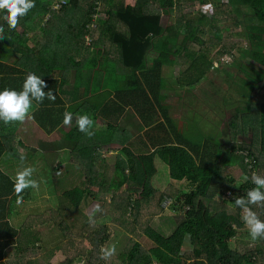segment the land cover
I'll return each mask as SVG.
<instances>
[{"label": "trees", "instance_id": "obj_1", "mask_svg": "<svg viewBox=\"0 0 264 264\" xmlns=\"http://www.w3.org/2000/svg\"><path fill=\"white\" fill-rule=\"evenodd\" d=\"M178 1L69 0L60 10H55L52 8L54 0H35V7L20 18L16 29H10L5 21L4 35L7 45L21 53L23 60H30L36 54L38 65H34L33 71L41 76L46 74L45 63L49 64V78L54 77L56 70L65 69L63 72H68V66L77 69V85L73 88L80 92L77 99L84 97L83 106L88 107L81 108V113L90 112L93 116L97 108L90 107V96L109 89L115 91L116 101L113 99V102L133 106L152 132L169 129L165 136L149 135L152 145L150 150L137 153L126 147L124 151L129 158L117 156L115 169L121 176L117 187L121 188L124 182H128L130 189L135 190V210L129 216L132 193H129L128 199L112 200L110 204L103 200V206L111 208L110 212L113 214L119 212V217L113 220L138 236L140 241H136L132 248H127L126 253L115 264H257L260 261L264 264V239H258L254 247L245 252L231 247V241L238 235L249 234L246 231L240 233L245 224L241 219L242 209L235 205L234 200L255 187L251 179L238 186L236 184L239 176L233 174V170L236 173L238 171L239 175L244 173L250 176V172L245 154H237L235 139L239 136L249 139L242 143L241 149L248 151L256 159L257 174L264 175V89H260L262 95H257L247 103V112H237L232 116L229 126L231 142L221 144L209 138L203 143V137L195 141L194 136L186 138L180 135L165 110L162 91L167 81L173 80V66L180 51L188 50L193 42L205 45L206 42L197 37V32L201 31L200 22L207 16L200 14L196 24L188 19L189 16L181 10ZM219 1L215 0V3L218 4ZM97 2H100L98 9ZM228 2L239 8L252 9L258 22L264 24V0ZM96 13L99 16L94 19ZM3 14L6 15V12ZM48 14L50 16L45 21ZM163 15L169 16L166 27L162 25ZM214 21L216 23V18ZM27 32L39 34L41 41L34 39L36 49L20 48L26 45L24 35ZM97 32L99 35L95 37ZM179 36H183V40L176 48ZM87 37L92 39L89 45ZM221 37L222 33L217 29L216 38ZM248 37L255 40L252 47L260 51H256L254 55L264 65V26L253 28ZM227 45L226 42L220 51L221 55L239 48L240 43ZM152 52L156 53V57L150 56ZM109 55H114V58L110 59ZM77 58L81 59V63L75 62ZM214 67L215 62L208 57L203 47L177 80L184 81L187 86H194ZM86 68L91 69L88 76L82 71ZM84 77L86 81L82 80ZM119 81L124 82L119 84ZM14 83L19 86L17 81L9 83V87L14 88ZM63 85L49 79V89L56 93V97L62 93ZM59 103L61 104L59 99L56 104L49 100V112L53 105ZM40 105L41 109L34 114L35 120L44 130L52 132L61 124L63 117L60 115L54 120L47 119L46 124V116L40 112L47 104ZM109 105H105L104 110ZM159 110L164 112L163 119L159 117ZM92 119L95 122L96 119ZM111 130L117 132L115 127L106 128L107 132L111 133ZM82 134L84 133L76 127L71 136L78 137L77 135ZM112 140L103 139L95 146L112 143ZM95 146L94 149L87 147L80 150L82 156L89 160L96 159L92 155ZM6 151L0 148V158ZM156 158L168 164L171 178H186L194 184V188L180 197L169 190H157L153 184V177L157 172ZM97 185L104 188L106 183L102 180ZM111 186L108 185L109 188ZM228 188L237 194L228 201L232 206L217 199V195ZM14 193L12 179L0 170V264H74L82 256L88 259L87 264H101L100 247L107 240L105 227L98 228L88 223L84 232L74 236L70 225L61 222L59 227L61 231H65L63 236L67 242L47 253L42 252L34 245L39 241L37 231L28 225L16 230L8 222V201ZM164 194L173 195V205H179V210L185 214L184 220L169 237L162 236L151 226L152 218L163 211L161 204ZM83 195L84 190L79 187L67 192L73 208L80 206ZM249 207L264 220V208L253 205ZM136 223L140 226L134 227ZM188 235L192 249L182 254L184 239ZM143 240L151 242L153 247H144Z\"/></svg>", "mask_w": 264, "mask_h": 264}, {"label": "crops", "instance_id": "obj_2", "mask_svg": "<svg viewBox=\"0 0 264 264\" xmlns=\"http://www.w3.org/2000/svg\"><path fill=\"white\" fill-rule=\"evenodd\" d=\"M3 13L4 12H0V26H3L5 29ZM24 38L27 42L24 47H20L22 50H25V47H27V49H36V42L34 39L38 38V40L41 41L39 34L35 32L25 33ZM16 45L19 47L18 44ZM199 50H183L184 52L187 51L185 56L189 62L188 64L178 59L177 55L175 65L173 66L174 74L171 77L173 80H168L162 91L165 98V110H167L168 115L174 121L178 131L181 133L180 135L186 138L192 136H188L180 129L179 124L191 122L193 119L186 118L183 115L195 113V109L192 108L193 105L191 104L193 100L197 99L195 97V91H197L200 86L207 87L211 84L207 74L204 79L194 86H187L184 84V81L179 82L177 79L179 76L183 75L186 69L191 65L192 58L195 54L199 53ZM109 56L110 59H112V57L114 58V55ZM36 59L35 54L30 57V60H23L21 53L16 51L13 46L7 45L5 35L4 37H0V91L5 88H10L9 83L17 81H19V86L14 83V88L10 89H15L17 91L22 90L26 75L29 72H34V65H38ZM75 62L81 63V59L77 58ZM184 66L185 69H183ZM62 69L64 68L62 67ZM64 70H56L54 77L49 78V64L45 63L46 74L41 76L36 72L37 75L41 76V78L46 81L47 87L44 89L46 92L49 90V79L56 81L59 85L62 83L64 84L62 93H60L54 101L56 104L59 99L61 104L53 105V108L49 112V100L45 99L42 103L47 104L46 108L40 112L46 116L44 119L46 124L47 119L54 120L60 115L63 117L65 111L72 112L74 116L75 114L91 115L90 112L81 113V108L86 109L88 107L83 106V103H85L84 97L77 99L76 96H78L80 92L77 91V88H73V86L77 85V69H74L73 66H68V72H63ZM90 70L91 69L86 68L82 71L88 76ZM209 71L211 72L213 70L210 68ZM53 73L54 71L52 72V76ZM82 80L86 81V77L82 78ZM114 96L115 91L109 89L90 96V107L93 106L97 108V112L93 113V116L91 115L92 118L96 119L92 129L95 135L92 137H88L85 134L77 135L78 137L71 136V133L77 127L75 118L73 119L71 127H65L62 118L61 124L57 126L55 130L47 132L35 120L34 114L39 112L42 107L40 105L41 103L38 104L35 101H33L31 117L24 123L21 124L17 122L5 124L3 121H0V148L7 150L0 158V170L11 178L19 168L33 166L36 169L33 178L36 179L40 185L39 190L31 188L26 189L22 193L23 202L21 204H17V195L15 193L9 197L8 222L16 230H20L22 227L28 225L34 231H37L39 233V241L34 245L41 249L42 252L47 253L61 243L67 242L61 234V229L59 227L61 222H71L69 225L74 234L84 232L85 226L89 223V214H91L97 204L100 205L101 211L95 213V223L93 225L97 224L100 227L103 225L106 226L105 229L106 232L108 229V233L112 232L111 227H114L118 231H125L123 227L117 225L114 220L109 218L110 215H104V213H111V208L103 206V200H107L108 204H110L112 200L128 199L130 197L129 193H132V198L137 197L135 190L130 189L128 182H124L121 188L117 187L119 182H121V176H119L115 169L117 156L128 159L129 155L124 151L126 147L131 148L137 153H144L150 150L152 145L149 135L154 134L156 136L157 134V136H165L169 129H162L161 132H152V129L143 123L133 106L115 104L113 102V99L116 101ZM108 103L111 106L109 105V107L104 110L106 107L105 105ZM199 116L201 117V114ZM159 117L162 119L165 117L162 110H159ZM108 126L115 127L117 132L114 130H111V133L107 132L106 128ZM204 127L205 124L202 127L203 131L206 130ZM199 130L201 129L195 131V141H197ZM219 131L222 132L221 129L217 131L218 139L214 141H218L221 144L231 142V138L230 140L224 139L222 141L223 137H220ZM103 139L107 141L113 139V142L104 143L96 147L95 144H100ZM208 140L209 138L207 137L202 138L203 143ZM94 146L95 151L92 155L96 156V159H85L80 150H85L84 148L87 147H89V149H94ZM21 155L24 157L23 161H21ZM161 163L162 160L160 158L155 159L157 172L153 177V184L157 190H169L171 191L170 193L180 197L194 188V184L186 178L181 180L171 178L168 164L166 165L163 161V163H165L164 166ZM102 180L106 183L104 188H100L97 185V183ZM238 182L239 177L236 180V184H238ZM109 184L112 185L110 188L108 187ZM161 184H164L163 189H161ZM75 187L84 190L81 204L76 209L71 206L69 197L67 196V192ZM164 197L173 198V195L170 194V196H168L164 194ZM168 212L169 211H163V213L157 215L153 219V223H151V226L164 237H169L185 217L184 211L180 212L179 216H176V219ZM109 220H112V223ZM81 223L84 224L80 230L75 232L74 229ZM126 233L131 235V240H133V234L131 232ZM110 240L107 235V240L101 247L110 246L108 244ZM142 245L147 248L153 247L151 242L144 240L142 241ZM58 253L61 252L59 251ZM80 258L83 260L84 256ZM77 259L75 263H77ZM111 259H113V257ZM81 260L79 259V262ZM107 262L108 261L101 259V264H108Z\"/></svg>", "mask_w": 264, "mask_h": 264}, {"label": "rangeland", "instance_id": "obj_3", "mask_svg": "<svg viewBox=\"0 0 264 264\" xmlns=\"http://www.w3.org/2000/svg\"><path fill=\"white\" fill-rule=\"evenodd\" d=\"M178 2L181 5V10H184V12L187 14V17L189 16L188 19H192V21H194L196 24L198 23V19L200 18L199 15L206 14L207 17L203 19L202 22H200V29L202 32H197V37L205 41L206 43L205 45H201L197 42H193L192 46L189 49L192 51H197L205 47L208 57H210L216 65V68H211V70L213 71L210 72L208 70L207 72L208 79L210 80L209 82L211 85L207 87L200 86L197 91H195V97L197 99L191 102V104L193 105L192 108L195 109V113H188L183 115L186 118H191L193 120L191 122H185V124H179V128L182 129L188 136H194L195 131L197 129H201L198 132V138L207 137L213 140L218 139L217 131L221 129L222 132H219L220 137H223L222 141L224 139L230 140L229 126L232 122V116L236 115L237 112H247V103L254 99V97H256L257 95L259 96L263 93L260 92V89L261 91L264 89V65L258 60V58H256L257 55H254L256 51L259 52L260 50L252 47V43H255V40H251L248 37V34L251 33L253 28H258L261 25L264 26V24H260L258 22V19L253 15L252 9L248 7L239 8V6L230 5L229 2L227 3L225 2V0H220L218 4L215 3V0H179ZM209 5L210 7H208ZM171 14L174 16V13ZM215 18L216 23L214 21ZM168 19L169 16L163 15V27H166L168 25ZM217 29L222 33V37L220 39L216 38ZM182 40L183 36H179L176 48L180 46V42ZM226 42L228 44L227 47L235 43H240V45L239 48L232 49L230 53L226 52L227 54L224 53L223 55H221L220 51L225 46ZM176 48H174V50ZM186 52L187 51L184 52L183 50H181L178 54V59H181L183 62L188 64L189 62L187 60V57L185 56ZM150 56L154 58L156 57V53L152 52ZM183 69H185V66L183 67ZM172 73L174 74V71ZM123 82L124 81H119V84H122ZM200 114L201 117L199 116ZM204 124V129H206L205 131L202 130ZM243 137L246 136L237 137V139H235L236 142H245L249 140L248 138ZM161 164L164 165L165 163H163L162 161ZM232 172L236 176H239V182H242L244 180V173H240L239 175L238 171L237 173L235 170H233ZM242 183H244V181ZM163 187L164 184L161 186V189H163ZM168 199H171L174 204L173 198ZM217 199L219 200V198ZM165 200L166 198L164 197L161 204L162 210L164 212L169 211L168 213H170L171 216L176 219V216H179L180 212L183 211L179 210V205H175L174 207V205L172 204L169 208H165ZM223 201H225L226 204H229L228 201ZM229 206L232 205L229 204ZM163 211L161 213H163ZM161 213L157 215H161ZM104 215H110L109 218L113 220L114 218L119 217V212H116L115 214L104 213ZM155 217L156 216L152 218L151 223H153V219ZM112 220L109 221L112 223ZM65 223L69 225L71 222L66 221ZM83 224L84 223L78 225L74 229V231L77 232L78 230H80ZM137 226L140 225L136 223V226L134 227ZM95 227L102 228L106 226L103 225L102 227H100L99 225L95 224ZM111 228L112 232L108 233L107 229L106 235H108L109 240L111 239L108 244L110 246H116V254L115 256H113V259H110L107 263L115 264L116 260L118 259L117 257L125 254L126 249L132 248L134 243L138 240L140 241V239L134 234L133 237L135 239L133 238V240H131V235L126 233H130L131 231H127L124 227L123 228L126 232L124 230L118 231L114 227ZM245 231L249 233L246 226L241 229L240 233H246ZM61 234L65 235V231H61ZM73 235L75 236L77 234L73 233ZM255 244L256 241H252L249 234H245L243 236L238 235L231 241V247L237 249L240 252H245L246 250L253 248ZM114 257H116L117 259ZM79 259L81 260V258L78 257L77 263L74 264H80L82 260L79 262ZM83 260L85 262L84 264H87L88 259L84 257ZM257 264L263 263L262 261H260V263L258 262Z\"/></svg>", "mask_w": 264, "mask_h": 264}, {"label": "clouds", "instance_id": "obj_4", "mask_svg": "<svg viewBox=\"0 0 264 264\" xmlns=\"http://www.w3.org/2000/svg\"><path fill=\"white\" fill-rule=\"evenodd\" d=\"M34 7L35 0H0V12H6L3 19L10 29H16L20 18L27 15ZM3 33L4 28L0 26V37H4ZM46 87V81L41 76L34 72H29L24 79L22 90L17 91L5 88L0 91V121H3L5 124L17 122L22 124L31 117L33 101L38 104L43 103L45 99L54 102L56 94L51 89L46 92L44 90ZM74 118L80 132L88 137L95 135V132L92 130L94 120L88 114H75L74 116L72 112L65 111L63 114V125L71 127ZM23 160L24 157L21 155V161ZM35 171V167L25 166L19 168L15 175L11 177L13 189L17 195V204L23 202L22 193L26 189L39 190V182L33 178ZM247 180L248 177H245L246 182ZM251 182L255 187L246 190V195L236 197L234 202L237 207L242 209L241 219L248 228L251 240L257 241L258 239H264V220L249 206L253 205L264 208V175L253 173ZM133 199L136 201V198H131V205ZM100 211V205H95L88 217L89 224L95 223V213ZM115 254V245L102 246L100 249V258L102 260L109 261Z\"/></svg>", "mask_w": 264, "mask_h": 264}, {"label": "built area", "instance_id": "obj_5", "mask_svg": "<svg viewBox=\"0 0 264 264\" xmlns=\"http://www.w3.org/2000/svg\"><path fill=\"white\" fill-rule=\"evenodd\" d=\"M69 0H54L53 4H52V8L55 9V10H60L63 5L67 4ZM225 2H228V0H225ZM98 5H100V2H97V9H98ZM49 14L46 16V21L47 19L49 18ZM99 16L98 13H96L93 18H97ZM92 27H95V25H92ZM99 35V33L97 32V34L95 35V37H97ZM87 41H88V45L92 42V39L90 37H87ZM242 143L243 142H236L235 143V146L236 148L238 149L237 150V154L241 155V154H245V162L248 164L247 165V168H248V171L250 172V176L246 175L243 176V181H245V177H248V180L251 179V176L253 173H256L257 174V168H256V159L253 157V156H250L249 155V152L248 151H243L241 149L242 147ZM240 148V149H239ZM242 181V182H243ZM242 182H238L237 185H240ZM237 196V194L235 193V191L233 189H225L223 192H220L218 195H217V198H219V201H223V200H226V201H229V200H232L234 199L235 197ZM166 200L164 201V207L165 208H169L173 202L171 199H168V197H165ZM221 198V199H220ZM134 210H135V199H133V202H132V205L131 207L129 208V211H130V216L134 213ZM192 248H191V244H190V236L188 235L187 237H185L184 239V246H183V251H182V254H185L187 251H190ZM84 260L81 261L80 264H84Z\"/></svg>", "mask_w": 264, "mask_h": 264}]
</instances>
